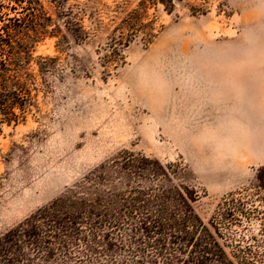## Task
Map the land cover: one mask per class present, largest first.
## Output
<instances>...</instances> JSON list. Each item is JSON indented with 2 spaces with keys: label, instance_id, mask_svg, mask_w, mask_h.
<instances>
[{
  "label": "rangeland",
  "instance_id": "obj_1",
  "mask_svg": "<svg viewBox=\"0 0 264 264\" xmlns=\"http://www.w3.org/2000/svg\"><path fill=\"white\" fill-rule=\"evenodd\" d=\"M142 1L39 0L23 118L0 125V237L78 185L168 186L264 264V0Z\"/></svg>",
  "mask_w": 264,
  "mask_h": 264
},
{
  "label": "trees",
  "instance_id": "obj_2",
  "mask_svg": "<svg viewBox=\"0 0 264 264\" xmlns=\"http://www.w3.org/2000/svg\"><path fill=\"white\" fill-rule=\"evenodd\" d=\"M46 20L39 0H0V125L23 118L26 69ZM90 188L73 187L7 231L0 264H255L226 251L216 218L212 232L176 187Z\"/></svg>",
  "mask_w": 264,
  "mask_h": 264
}]
</instances>
